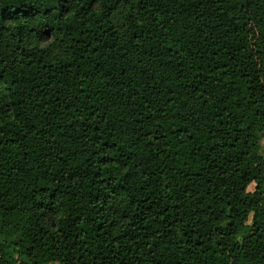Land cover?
Returning <instances> with one entry per match:
<instances>
[{"label":"trees","instance_id":"16d2710c","mask_svg":"<svg viewBox=\"0 0 264 264\" xmlns=\"http://www.w3.org/2000/svg\"><path fill=\"white\" fill-rule=\"evenodd\" d=\"M263 140L264 0H0V264H264Z\"/></svg>","mask_w":264,"mask_h":264},{"label":"rangeland","instance_id":"374dc122","mask_svg":"<svg viewBox=\"0 0 264 264\" xmlns=\"http://www.w3.org/2000/svg\"><path fill=\"white\" fill-rule=\"evenodd\" d=\"M124 13V8H121L120 10H118L115 15H114V21L116 22V24H121L122 23V14ZM59 56L62 57H66V51L64 48H61L58 52ZM261 158H264V140L262 143V151H261ZM258 184L257 183H252L248 189L247 192L248 193H254L256 191ZM120 213V212H119ZM252 223V217L249 219L248 224Z\"/></svg>","mask_w":264,"mask_h":264}]
</instances>
